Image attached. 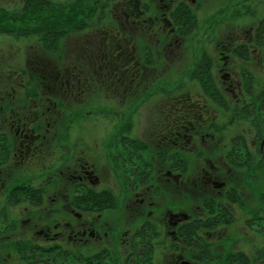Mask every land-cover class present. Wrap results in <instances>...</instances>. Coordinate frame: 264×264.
<instances>
[{"label":"flooded vegetation","instance_id":"1","mask_svg":"<svg viewBox=\"0 0 264 264\" xmlns=\"http://www.w3.org/2000/svg\"><path fill=\"white\" fill-rule=\"evenodd\" d=\"M14 21L34 22L0 56V233L19 255L119 264L118 231L136 264L164 232L205 253L235 219L264 230V0H0ZM6 219L64 221L40 246ZM62 226L84 252L60 250Z\"/></svg>","mask_w":264,"mask_h":264},{"label":"rangeland","instance_id":"2","mask_svg":"<svg viewBox=\"0 0 264 264\" xmlns=\"http://www.w3.org/2000/svg\"><path fill=\"white\" fill-rule=\"evenodd\" d=\"M49 7V6H48ZM242 11H239L236 16H234L232 19L231 17L228 18L230 23L232 22H242L245 20V14H242L241 12L247 11L246 9H240ZM225 14V12H224ZM222 17V15H220ZM8 24H11V22H5ZM33 21H25L24 29L17 26V21L13 22V29H10L8 31L1 30L0 29V56H6L11 57L13 55H17V48L15 46L10 47L7 43V40H33V32L29 31L27 26L33 24ZM228 23L224 24L221 29L223 32L221 33V36L226 33L224 31L225 27L228 25ZM218 31V28H217ZM1 50L3 52H1ZM58 118V117H57ZM60 133L64 134L63 129L60 130ZM170 202L176 203L177 196H172L171 193H169ZM9 221L8 223L12 224L10 225L11 229L10 231H7L10 235L13 232H24L25 239H31L34 242H39L40 246H43L47 243V240H51L50 238H46L43 236V234L40 233V235H37L35 232L42 229V231H46V226H49L51 229V233L54 232L53 225L56 221H60L63 225V219H45L43 222L38 223L36 225L37 221H34V219L31 220V222H25L21 223L22 219H6V221ZM27 220V219H24ZM43 220V219H41ZM14 221V225H13ZM7 223V225H8ZM6 225V227H7ZM121 223H118V226H120ZM14 226V227H13ZM122 227V226H121ZM233 227V228H232ZM229 228V229H228ZM228 228H221L217 233H212L205 241L208 243L206 244L205 248L207 249L205 253L199 251L197 249H200L199 247H195L196 245H185L183 246L181 240L175 239L173 235L168 234L166 235L165 232L162 235L154 236L152 239V248L149 249L148 252L141 251L138 257L132 258L130 261L131 263H136L138 259H141L140 256H144L146 258V262L144 264H176L179 263V259L177 257H181V253L184 255V258L190 261V264H225V257L226 254L230 251H238L242 250L246 254L250 255L251 257L255 258V254L257 248H259L261 251L258 252V255H260V258L262 260H259V263L264 264V230L260 232L259 234H256L251 230L247 225L245 224V220L242 221V219H235L234 224ZM232 228V229H230ZM64 227L60 228V231L62 234L58 235L56 240L58 244H63L60 247V250H65L68 245V248L70 250L78 252H84L82 250H79V247L70 248V243L65 239V233ZM122 229V228H121ZM173 228L169 227V230L171 231ZM165 231V229H164ZM118 235L116 239L117 248L119 251L118 256V262L119 264L126 263V242L127 237L122 232H116L115 236ZM7 236V233H0V264H70L75 263L74 260H71V257L63 251L53 250L52 252H40V259L39 261L34 260V253L29 252L27 250H24L23 256L19 255V253L13 249L12 243L6 240L4 237ZM129 238V237H128ZM103 243H106V239L103 238ZM26 241V240H25ZM196 242V241H194ZM97 244H100V242H95ZM49 245H53V243L50 242ZM46 246V245H45ZM94 246H97L94 244ZM140 247H144V245H140ZM146 251V250H145ZM262 252V254H260ZM254 254V255H253ZM41 260V261H40ZM135 260V261H134ZM140 261V260H139ZM138 261V262H139ZM251 261V259H250ZM63 262V263H61ZM141 264V262L136 263Z\"/></svg>","mask_w":264,"mask_h":264},{"label":"trees","instance_id":"3","mask_svg":"<svg viewBox=\"0 0 264 264\" xmlns=\"http://www.w3.org/2000/svg\"><path fill=\"white\" fill-rule=\"evenodd\" d=\"M144 254H146L145 252H144ZM137 257L139 258V252H137ZM141 257V259H138L137 261H135L136 263H139V262H141V264H144L146 261V258H144V256H140ZM140 260V261H139ZM139 261V262H138ZM61 263H63V262H61Z\"/></svg>","mask_w":264,"mask_h":264}]
</instances>
